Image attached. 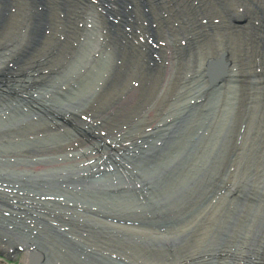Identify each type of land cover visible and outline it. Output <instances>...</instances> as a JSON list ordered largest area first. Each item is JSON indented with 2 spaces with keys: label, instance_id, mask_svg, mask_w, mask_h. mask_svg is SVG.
Masks as SVG:
<instances>
[{
  "label": "bare ground",
  "instance_id": "bare-ground-1",
  "mask_svg": "<svg viewBox=\"0 0 264 264\" xmlns=\"http://www.w3.org/2000/svg\"><path fill=\"white\" fill-rule=\"evenodd\" d=\"M115 21L120 26L129 23L131 32L119 30L112 25ZM88 24H93L95 34L98 24L104 36L86 33ZM73 25L79 27L77 31L71 29ZM87 39L91 42L80 67L88 66L92 57L109 58L105 75L98 78L95 92L89 94L90 109L86 112L90 124L106 121L101 128L109 134L104 136L107 147H83L78 138H69L56 119L80 111L69 106L56 111L40 102L44 96L39 91L35 97L26 93L33 97L28 106H37L31 105L36 112L29 111V120L5 121L0 127V209L11 206L6 204L15 199L20 201L15 202L18 206L25 207L28 199H37L32 204L38 207L34 215L13 208L28 221L29 231L23 236L3 244L5 235L0 233L6 250L22 251L16 264H28L30 252L40 257L37 264H98V255L118 262L123 257L130 264H264V197L216 200L213 207L207 203L201 213L190 212L195 200L216 195L209 191L210 185L221 177V184L229 185L226 198L236 195L238 184L244 193L252 190L249 181L234 182L225 169L219 173L231 154L234 157L228 161L234 166L237 129L241 126H247L250 142L258 145L255 153L248 150V159L243 162L247 177L264 178V132H260L264 130V0H0V51L5 52V63L12 60L17 73L35 69L42 71L45 79L52 67L87 46ZM97 45L108 54H100ZM43 57L53 66L37 69L35 65ZM212 59L221 61L220 69L208 80L205 64ZM0 71L10 74L2 68ZM122 92L125 95L118 98ZM207 93H216L219 98L214 102L215 113L203 118L207 123H200L192 142L185 136H174L170 125L176 124L170 112L184 114L185 109L179 124L184 121L180 127L189 129L199 117L195 108L203 106ZM230 93L234 97L229 98ZM0 101V116L5 117L11 104L7 99ZM222 105L224 109L230 106L226 117L223 115L231 126L214 136L217 119L223 117ZM118 111L120 117L115 119ZM40 116L43 118L38 121ZM131 120L132 125L138 120L141 124L132 136H126L121 126ZM55 132H62V136L55 137ZM144 132L155 133L143 141ZM246 142L245 138L243 146ZM173 145L181 147L162 160V148ZM113 154L117 157L112 158ZM140 159L155 166L156 176H161L164 168L169 170L165 185L174 189L160 197L165 200L152 197L155 186L151 181L128 170L129 161L134 164ZM212 168L216 172L208 174ZM117 169L124 174L122 181H116ZM190 169L195 170L188 172L191 177L176 185L183 171ZM98 174L102 175L95 178ZM78 192L94 199L112 194L124 196L110 198L123 199L131 192L155 211L142 212L139 202L134 204L132 216L116 209L102 210L96 200L99 208L78 203L70 206L67 200L62 203L67 199L65 193ZM189 218L183 226L170 227L174 221ZM31 231L42 234L41 243L30 237ZM109 237H121L113 242L116 249L95 244L98 239L111 242ZM163 241L173 247L172 255H161Z\"/></svg>",
  "mask_w": 264,
  "mask_h": 264
},
{
  "label": "rangeland",
  "instance_id": "rangeland-1",
  "mask_svg": "<svg viewBox=\"0 0 264 264\" xmlns=\"http://www.w3.org/2000/svg\"><path fill=\"white\" fill-rule=\"evenodd\" d=\"M85 5H89V3H86ZM116 22L117 24H119L118 21ZM79 27L84 28L83 24H81V26ZM79 27L76 25H73L71 26V29H74L75 31H77ZM95 28L98 31L97 34H95V31H93V24H88L87 27H85V29L87 30L86 33L90 32L89 35L92 34L94 36L99 35L103 37L104 32L102 30V27H99V25L96 24ZM117 28L121 31H124L119 26ZM127 28L130 33L131 28L129 26H127ZM90 42H91V39H87L86 40V43L88 44L87 46H84L78 51L74 52L73 56L67 57V59L64 60V62H62L58 67H52L53 66V64L51 63L52 61L50 60L51 61L50 62L47 57L41 58L42 62L35 65L38 67L37 69L39 68L43 69L46 66L52 67V71H50V74L48 73L49 77H46L45 79L42 78L44 76L42 71L35 72V69L27 70L24 73L15 72V70L17 69L13 66L11 62L12 60H9L5 63V61L7 60L5 58V52L0 51V66H1L0 68L4 69L6 71L5 73L10 72V74L7 76H5L4 74L2 75L0 73V98L7 99L11 104L9 106L8 115L5 117L0 116V127L5 125L3 124L5 123V121H7L6 124H9V123L17 122L19 120H25V119L29 120V117H30L29 111L36 112L35 110L32 109V106L34 107H37V106L33 103H30L32 106L31 105L28 106L27 103L31 102V99L33 100V97L29 98L28 94L26 93H30L31 95L35 97L34 93L36 91H39V92H42L44 96V100L42 98L41 99L42 101L40 102L43 103L44 105L51 106L52 109L56 111L59 110L58 107H64V106H69L72 109L80 111V112H75L70 117L56 119L60 125V128L65 130L64 132L68 135L69 138L71 137L78 138L79 140L83 142V147L89 146V148L92 147L96 149L106 148L107 145L105 144H108V141L106 140L104 136L106 135L108 136L109 134L101 128L106 121H104V123L101 121H95L96 122L95 124H90L88 118H86V115H87L86 112L90 109L89 106H87L88 102L90 101V95L93 94V92H95V89L97 88V87L95 88L94 84L98 82V78L102 77V75H105L104 72L105 70L108 69V66H109V58L104 57V56H100L97 58L92 57L90 58L91 63L88 66L84 68L83 66L80 67L79 63L84 60L83 57L86 56V52L90 45ZM97 51L103 55L108 54L107 50L103 49L100 45H97ZM94 56H97V54H94ZM52 59H53V56H52ZM4 64H6V66H2ZM27 79H30V80H27ZM54 86L56 89H54ZM131 87H132V84L130 87H127V89ZM46 91H49V93H44ZM215 94L216 93L214 94L212 93L210 95V93H207V95H209V98L206 95V97L204 98L203 106L195 108V112L198 113L199 117H195L193 119V124L190 125L189 126L190 128L187 130L182 129V127H180L184 121L181 124H179V121L184 120L185 109H184V114H181L175 111L170 112V113H173V117L175 119L174 124H176V125H173V124L170 125L174 127L173 135L174 136L176 135L185 136L184 137L185 140H188V142H192L195 138V130H197L198 127L201 125L200 123H203V125H205L207 122L204 121V119L205 120L208 119L209 116L215 113L214 108L216 106V103L214 102H216L219 99L215 97ZM7 95H11V97H14V98L10 99L8 98L9 96ZM86 95H89V97H86ZM118 95H117L118 98L123 97L125 93L122 92ZM228 97L232 98L234 96L233 94L230 93ZM17 98L19 100H17ZM229 101H231L232 103L233 100H229ZM0 105H3L1 101H0ZM229 105H227L225 109H224V106L222 105V109H221L222 111L220 115H223L224 113L228 112V107H230ZM232 110L233 108H231V111ZM159 113H164V112L159 111ZM224 115L226 117V114ZM224 115L223 117H220L217 119L219 122L217 123V125H215L214 131H213L214 136L216 134L222 133L226 129L225 128L226 125L231 126V123L227 122L229 120L226 119ZM44 116L47 117L46 119H51L46 114H44ZM119 117H120V114L118 111L116 112L115 119H118ZM41 118H43V116H40V120L38 121H41ZM113 118H109V120ZM90 120L92 119L90 118ZM140 124L141 122L140 120H138V122L132 125V120H131L130 124L121 126V132L127 133L126 136H132V134L135 133L134 131L139 128ZM251 126L255 127L254 124H251ZM246 128L247 126H241L237 129L238 136L236 138V149H237L238 157L234 163V166L232 165L230 167V161H228L229 159L231 160L234 157L231 154L230 157H228V160L225 166L219 168V173L222 175L225 169L226 172L230 174L234 182L240 181L243 183V182L249 181V185H251L252 190L247 193H244L242 191L241 184H238L236 195L234 194L228 195V198H226L224 195H226L229 185L228 183L221 184L222 182L221 175L216 176L217 179L221 177V180H218V181L216 180L213 184H211L210 190H209L212 194L216 193V195L211 196V197L203 196L201 198V201L199 199L195 200L194 204L191 206L192 209L190 212L192 214L201 213L203 208H205L206 204L209 202H210V205L213 207L216 200L218 202H223L225 199H260L259 196L264 197V178H261V175L251 176V178H248L247 170L243 167V162L248 159V157H246V154H248V150H250L252 154V153H255L258 148V145L256 143L250 142V139L252 136L249 134ZM163 129L165 128H162L160 130H163ZM261 131L262 133L264 132V130L260 129V132ZM155 132H151V133L144 132L143 136H146V138H143L142 140L147 141L148 139H150L148 138V136H153ZM61 133L62 132H55L54 133L55 137L60 138L62 136ZM245 138L247 142L243 146V141ZM217 140L218 138L215 139V141ZM27 142L28 141H25L22 144L25 145ZM99 146H102V147H99ZM141 146L145 147L144 144H141ZM166 147L167 146L162 148L161 159L164 161L166 160L165 158L172 157V155L176 154V151H178L181 146L173 145L167 148ZM78 149H80V147H78ZM194 149H191V150H194ZM195 151H197V149H195ZM195 151H193L192 153L193 156H196L194 155ZM111 157L112 158L117 157V155L113 154V156ZM242 158L243 160L241 163ZM111 166L109 168H112ZM127 166H128L129 171H135V172H138L139 174L141 173L145 178L148 179V181H151V183L155 186V192L152 194V197H155V198L158 197L159 200H165V199H160V197H165V195L168 192L174 189L171 186L165 185V176L169 174V170L166 168H164V172L161 174V176H156L152 170L153 167L155 166H152V164H150V162H147L146 159L137 160L134 164H132V161H129ZM255 169H259V168H255ZM111 170L115 173L114 169H111ZM117 170L119 174H117L118 179L116 181H122L124 174L121 172V169L120 170L117 169ZM194 171H195L194 169H190L188 171L184 170L183 174L180 175L182 178L178 180L175 184L181 185L182 183H184L187 178L189 179L191 177L190 173H193ZM186 172H187V176H185ZM215 172H216V169L212 168L208 174L213 175ZM100 175L102 174L95 175V178H99ZM103 178L108 179L107 176H104ZM223 180L226 182H229L227 179V176H223ZM256 187H262V189H259ZM51 191L54 192V189H51ZM114 195L119 196L116 194H112V195H105L102 197H96L94 199V198H91V195H86L81 192H78L76 194H71V195L65 193L64 197L67 199L62 201V203L67 200L66 202L67 205H71L72 203H78L81 205H85L88 208L89 207L99 208L94 201L96 200V201H99L97 203L101 205L100 209L102 210L116 209L115 212L117 213L126 212L128 213V214H125L126 216H132L130 212H132V210H135L134 204L139 202L141 203L139 208L142 212L144 211V213L147 214V213H152L155 211L154 208H152L149 204L145 202V200L135 199V197L132 196L131 192L126 193L123 199L121 197L110 198L111 196H114ZM179 197L183 200L184 196L180 195ZM35 200L37 199H28L29 204L27 205V207L18 206L15 202H20V201L16 199L13 200L11 204H6V205L16 206L17 208L23 209L27 214L34 215V214H37L36 209L38 208L37 206H33L32 204V202ZM5 208L8 209V207H5ZM5 208H2V211H0L1 221H7V222L14 223L16 227L20 230V232L24 234V232H26L28 229L25 226L24 218H22V216L19 215V213L21 212L13 210V209L11 210L14 214H17L20 216V218H17ZM207 211L209 213V207H206V212ZM191 219L192 218H189L184 221L182 220L178 222L174 221L172 225L171 224H166V225H171L170 227L175 229V228H178L179 226L185 225V223ZM42 222H45L48 224L47 218H43ZM156 226H159L157 228H160L161 225L156 224ZM159 231H162V229H160ZM30 236L34 239L36 243L39 244L42 242L43 237L41 233L34 234L33 232L30 234ZM184 238L185 237H183L182 240ZM102 242L104 243V245L107 244L104 241ZM160 248H161V255L166 254V253L171 254V255L173 254V251H174L173 247H166L164 243H160ZM10 256H11L10 262H8V260L5 258L0 257V264H16V262L21 259L22 254L21 253L17 255L10 254ZM161 258L162 257H159L158 259L161 260ZM97 261L99 262V264H102L105 261L109 262L110 264H130L129 262H127V260L123 259V257H121V260L118 262L116 261V259L109 260L107 257L100 256L97 258Z\"/></svg>",
  "mask_w": 264,
  "mask_h": 264
},
{
  "label": "water",
  "instance_id": "water-1",
  "mask_svg": "<svg viewBox=\"0 0 264 264\" xmlns=\"http://www.w3.org/2000/svg\"><path fill=\"white\" fill-rule=\"evenodd\" d=\"M212 66H214V65H212ZM216 69V68H215Z\"/></svg>",
  "mask_w": 264,
  "mask_h": 264
}]
</instances>
